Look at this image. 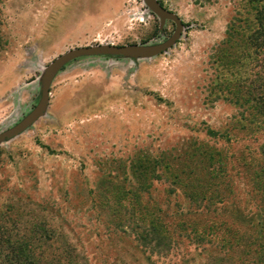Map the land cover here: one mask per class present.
<instances>
[{
  "label": "rangeland",
  "instance_id": "374dc122",
  "mask_svg": "<svg viewBox=\"0 0 264 264\" xmlns=\"http://www.w3.org/2000/svg\"><path fill=\"white\" fill-rule=\"evenodd\" d=\"M158 1L183 23L172 48L70 62L45 114L0 143V264L5 248L43 230L46 258L62 264H253L264 254V129L253 111L264 99L262 0ZM175 28L144 0H0V134L37 105L58 56L157 44ZM200 188L209 210L182 194ZM148 213L166 225L162 247L142 227Z\"/></svg>",
  "mask_w": 264,
  "mask_h": 264
},
{
  "label": "water",
  "instance_id": "95a60500",
  "mask_svg": "<svg viewBox=\"0 0 264 264\" xmlns=\"http://www.w3.org/2000/svg\"><path fill=\"white\" fill-rule=\"evenodd\" d=\"M144 2L147 7L162 20L163 23L166 20H172L175 22L176 28L170 38L157 44H97L81 46L73 48L58 56L51 62L44 72L41 80L40 99L37 105L17 124L0 134V143L23 133L45 114L50 102L52 83L59 72L62 71L63 68L70 62L84 56L100 55L145 58L159 55L172 48L182 36V20L177 14L163 7L158 0H144Z\"/></svg>",
  "mask_w": 264,
  "mask_h": 264
},
{
  "label": "trees",
  "instance_id": "16d2710c",
  "mask_svg": "<svg viewBox=\"0 0 264 264\" xmlns=\"http://www.w3.org/2000/svg\"><path fill=\"white\" fill-rule=\"evenodd\" d=\"M260 1V0H257ZM257 22L259 24L258 27V45H260L262 47V49H264V0H262V4L260 5V10L258 11V16H257ZM259 46V47H260ZM258 47V48H259ZM262 66L264 67V50H262ZM255 104L253 106V111L255 119L257 121H260L262 124V127L264 129V99L259 97L255 99ZM262 131V128L260 129V132ZM264 144H262L261 147H263L264 149ZM260 155L263 156L264 150L261 151L260 148ZM262 170V169H261ZM264 171V168H263ZM264 175V172H262ZM153 175H148V179L150 178L151 182H148V185L150 187V183H152L153 181ZM176 179H178V181L175 182V184H180L181 182L179 181L178 176L176 177ZM182 187H186L185 183H182ZM182 194L184 195L185 199L188 200L189 203H191L192 205L195 206L196 210H209V206H213V196L211 194H209L207 196V192L205 193L201 188L200 191H198L196 194H189L188 192H182ZM211 196V197H210ZM122 199V198H121ZM121 199L120 197L117 199V203H121ZM168 204V202H166V205ZM174 207L177 208L176 206V202L174 203ZM216 209V208H215ZM147 213V212H146ZM146 217H150L151 219L148 221H144L141 216H140V222L142 224V227L146 228V230H154V232L158 233V235L160 236V247H162L164 245L161 244L162 239L164 240L167 239L168 240V236L166 229L163 230L164 225L162 222H156L154 219V214L153 213H148L147 215H145ZM262 229V228H261ZM161 230V231H160ZM196 236V239L199 241L204 242V236H198L197 233H194ZM262 232L261 230L259 231L258 235L261 236ZM185 236H189L190 234L188 233H184ZM52 234L48 233L47 231L43 230L41 232H35V234L33 235L32 238L23 240V238L17 239L16 240V245H13L9 248H5L4 249V253L5 251H7L5 254V260H4V264H62L58 259L53 261L48 260V258H46V254H47V243L48 241L51 240ZM158 237L151 238V240H155ZM159 247V244H157ZM263 247V246H262ZM167 249V248H166ZM169 249V247H168ZM167 249V250H168ZM0 253L3 254V247L1 246L0 248ZM51 255H53L51 253ZM258 258V260L256 259L253 264H255V262H257L256 264H264V254H261ZM50 259V258H49ZM77 264V263H76Z\"/></svg>",
  "mask_w": 264,
  "mask_h": 264
}]
</instances>
